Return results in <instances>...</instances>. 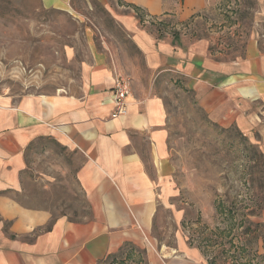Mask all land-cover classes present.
Masks as SVG:
<instances>
[{"label": "crops", "instance_id": "0c3cea01", "mask_svg": "<svg viewBox=\"0 0 264 264\" xmlns=\"http://www.w3.org/2000/svg\"><path fill=\"white\" fill-rule=\"evenodd\" d=\"M214 1L116 0L113 9L105 6L153 77L182 83L219 127L264 137V38L254 37L232 57L209 40H188L179 28L164 32L167 19L182 24ZM43 2L62 9L58 5L66 8L72 0ZM118 76L107 52L95 49L83 64L79 94L0 97V264H101L109 256L116 264H204L183 232L175 233L174 246L166 235L156 236L157 217L174 212L176 193L168 113L162 97L135 92L127 99L128 114L112 118ZM43 139L80 156L76 179L90 217L53 220L48 211L17 201L27 152Z\"/></svg>", "mask_w": 264, "mask_h": 264}, {"label": "rangeland", "instance_id": "374dc122", "mask_svg": "<svg viewBox=\"0 0 264 264\" xmlns=\"http://www.w3.org/2000/svg\"><path fill=\"white\" fill-rule=\"evenodd\" d=\"M105 3L113 9L116 0H72L62 9H47L43 0H0V97L79 94L83 64L93 50H105L131 95L160 96L167 109L176 193L174 212L157 217L156 236L174 246L175 233L183 232L204 264H264L263 135L219 127L182 83L153 77ZM165 25L164 32L182 31L239 56L251 39L264 38V0H217L182 24L170 18ZM26 159L21 205L53 220L90 217L76 179L80 156L43 139ZM115 261L109 256L101 264Z\"/></svg>", "mask_w": 264, "mask_h": 264}, {"label": "built area", "instance_id": "2783aa9c", "mask_svg": "<svg viewBox=\"0 0 264 264\" xmlns=\"http://www.w3.org/2000/svg\"><path fill=\"white\" fill-rule=\"evenodd\" d=\"M131 96V84L123 76H118L114 83L113 103L115 106L112 118H119L128 114L127 99Z\"/></svg>", "mask_w": 264, "mask_h": 264}]
</instances>
